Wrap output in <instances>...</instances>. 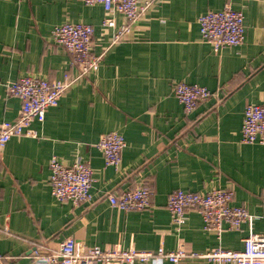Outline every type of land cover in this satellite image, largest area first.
I'll return each instance as SVG.
<instances>
[{
  "label": "crops",
  "instance_id": "1",
  "mask_svg": "<svg viewBox=\"0 0 264 264\" xmlns=\"http://www.w3.org/2000/svg\"><path fill=\"white\" fill-rule=\"evenodd\" d=\"M227 3L244 15L245 41L216 53L201 41L198 20ZM106 16L101 5L81 0H0V128L21 109L8 84L25 76H79L70 55L53 41L54 27L93 26L92 53L103 56L43 122L31 123V136L12 137L0 153V264H34L35 249L55 253L68 238L102 249L174 251L184 243L198 253L242 251L250 231L264 233V145L241 142L247 105L264 106V0H159L115 45L125 20L115 14L116 26L104 27ZM176 83L205 87L214 96L187 115L174 95ZM109 132L126 142L118 168L107 167L96 147ZM52 157L65 165L89 162L90 202L54 199ZM142 185L153 193L149 209L110 206L108 194ZM213 188L234 189L233 204L246 208L251 224L218 239L195 211L181 225L172 222L167 202L173 191ZM180 264L216 263L188 258Z\"/></svg>",
  "mask_w": 264,
  "mask_h": 264
},
{
  "label": "built area",
  "instance_id": "2",
  "mask_svg": "<svg viewBox=\"0 0 264 264\" xmlns=\"http://www.w3.org/2000/svg\"><path fill=\"white\" fill-rule=\"evenodd\" d=\"M159 0H81L86 6L101 5L106 13L102 25L116 26L115 14L124 17L125 23L114 35L111 45L122 41L130 24L139 21ZM201 41L209 44L216 53L229 47H238L245 41V18L241 11L234 10L229 3L222 10L209 11L198 20ZM94 28L83 23H63L53 28V41L71 57L72 66L79 76L64 81H48L41 77L25 76L7 85L9 96L21 101L19 116L13 122H6L0 128V153L12 137L31 136L29 126L33 121L43 122L48 109L56 107L71 84L80 77L95 72L103 56L92 53ZM175 97L190 115L199 105L208 102L214 94L205 87L176 83ZM242 144L264 145V106L247 105L242 125ZM102 153L107 167L118 168L126 147L124 138L116 132L102 134L96 145ZM51 172L49 184L51 194L59 203L72 202L75 205L90 202L94 183L93 170L87 161L78 159L72 165H65L57 157L49 161ZM152 190L138 186L119 194H108L112 208L125 212L144 211L151 207ZM234 189L213 188L205 193L183 190L173 191L168 198L167 209L172 222L181 225L189 211L201 215L204 229L214 231L221 238L225 231H241L253 217L245 207L234 205ZM226 225V228H224ZM242 251L217 247L206 253H198L181 243L174 251L160 247L156 251L123 250L119 247L102 249L88 247L72 238L64 240L57 252L41 255L35 249L34 264H152L168 261L180 264L185 259H205L216 264H264V233L250 231L243 238ZM0 260H4L0 257Z\"/></svg>",
  "mask_w": 264,
  "mask_h": 264
}]
</instances>
